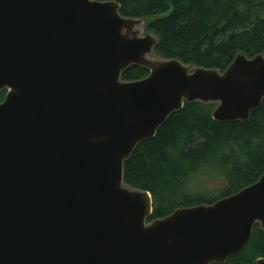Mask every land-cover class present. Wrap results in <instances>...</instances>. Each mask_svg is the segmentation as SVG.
I'll use <instances>...</instances> for the list:
<instances>
[{"label":"water","instance_id":"water-1","mask_svg":"<svg viewBox=\"0 0 264 264\" xmlns=\"http://www.w3.org/2000/svg\"><path fill=\"white\" fill-rule=\"evenodd\" d=\"M147 23L115 0H0V264H224L264 229V173L153 220L152 194L125 181L186 103L246 122L264 102V52L188 64ZM132 66L149 74L123 79Z\"/></svg>","mask_w":264,"mask_h":264},{"label":"trees","instance_id":"trees-1","mask_svg":"<svg viewBox=\"0 0 264 264\" xmlns=\"http://www.w3.org/2000/svg\"><path fill=\"white\" fill-rule=\"evenodd\" d=\"M115 1L124 16L148 18L146 29L160 37L156 51L165 57L223 71L240 52L250 57L264 52V0ZM148 74L132 66L122 78ZM213 108L186 103L125 162V181L152 194L155 208L149 220L180 207L213 203L264 173V102L246 122H218ZM207 179L220 183L216 194L195 192L207 191ZM259 258H264V229L256 225L246 247L224 264H256Z\"/></svg>","mask_w":264,"mask_h":264},{"label":"rangeland","instance_id":"rangeland-1","mask_svg":"<svg viewBox=\"0 0 264 264\" xmlns=\"http://www.w3.org/2000/svg\"><path fill=\"white\" fill-rule=\"evenodd\" d=\"M195 185H196V183H195ZM194 185V186H195ZM203 186L205 187V189L207 190V191H205V190H201L200 188H195V192H200V193H205V194H207V195H211V193L212 194H216V192H217V188L220 186V183L218 182H216V181H214V180H212V179H207L205 182H204V184H203ZM194 189V188H193Z\"/></svg>","mask_w":264,"mask_h":264},{"label":"flooded vegetation","instance_id":"flooded-vegetation-1","mask_svg":"<svg viewBox=\"0 0 264 264\" xmlns=\"http://www.w3.org/2000/svg\"><path fill=\"white\" fill-rule=\"evenodd\" d=\"M1 94H3L4 96H3V99L0 100V102H2V101L5 99V96H6V94H7V91L2 92Z\"/></svg>","mask_w":264,"mask_h":264}]
</instances>
